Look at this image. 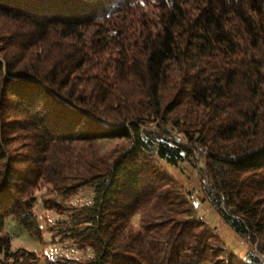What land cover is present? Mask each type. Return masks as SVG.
<instances>
[{
	"label": "trees",
	"instance_id": "trees-1",
	"mask_svg": "<svg viewBox=\"0 0 264 264\" xmlns=\"http://www.w3.org/2000/svg\"><path fill=\"white\" fill-rule=\"evenodd\" d=\"M168 117L187 146L144 128ZM188 145L241 258L161 164ZM83 185L56 242L93 255L59 264H264V0H0V264L38 263L2 235L15 215L37 234L36 190L64 213Z\"/></svg>",
	"mask_w": 264,
	"mask_h": 264
},
{
	"label": "rangeland",
	"instance_id": "rangeland-1",
	"mask_svg": "<svg viewBox=\"0 0 264 264\" xmlns=\"http://www.w3.org/2000/svg\"><path fill=\"white\" fill-rule=\"evenodd\" d=\"M164 124L168 126L169 130L159 126L144 128L150 132L162 133L169 139H174L178 135L180 136L178 143L187 146V142L181 137L180 126L175 124L172 117H168ZM126 140L127 136L105 140L102 144V154L105 160H111L115 155L114 153L121 149ZM161 164L182 184L194 210V216L214 229L230 252L235 253L238 258L243 257L250 249L248 242L225 222L208 199L203 198L204 192L199 167L205 166L204 153L199 152L195 146L188 145L183 160L177 166L167 164L164 161ZM51 193L46 188L36 190L35 199L28 210L32 214L30 217L34 218L33 223L37 234L29 231V228L25 226L26 219L21 215H15L11 217L12 219L7 220L2 235L8 238L12 250L33 256L37 259V264H59L57 261H62L65 258H77L83 261L91 259L93 254L90 249L88 251L80 250L73 246H67V240L59 243L56 242V239L58 238L57 232L66 226L70 214L92 202L94 187L83 185L72 194L65 195L63 197L66 208L64 213H59L53 204H46L45 198L47 196L58 195L56 192ZM133 222L137 226L140 224V213L133 217Z\"/></svg>",
	"mask_w": 264,
	"mask_h": 264
}]
</instances>
